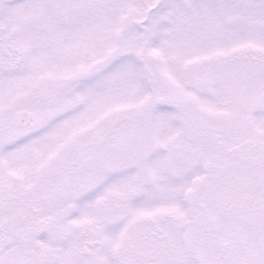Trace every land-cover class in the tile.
Instances as JSON below:
<instances>
[{"label": "snow or ice", "instance_id": "1", "mask_svg": "<svg viewBox=\"0 0 264 264\" xmlns=\"http://www.w3.org/2000/svg\"><path fill=\"white\" fill-rule=\"evenodd\" d=\"M0 264H264V0H0Z\"/></svg>", "mask_w": 264, "mask_h": 264}]
</instances>
